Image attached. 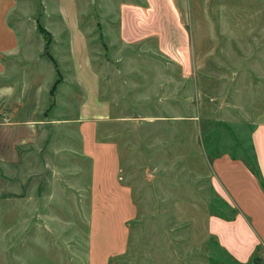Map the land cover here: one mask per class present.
Listing matches in <instances>:
<instances>
[{
  "label": "rangeland",
  "instance_id": "374dc122",
  "mask_svg": "<svg viewBox=\"0 0 264 264\" xmlns=\"http://www.w3.org/2000/svg\"><path fill=\"white\" fill-rule=\"evenodd\" d=\"M120 2L77 1L102 118L81 114L57 1L0 0V264H233L206 227L235 212L211 175L264 159V0H174L186 69L118 39Z\"/></svg>",
  "mask_w": 264,
  "mask_h": 264
},
{
  "label": "crops",
  "instance_id": "0c3cea01",
  "mask_svg": "<svg viewBox=\"0 0 264 264\" xmlns=\"http://www.w3.org/2000/svg\"><path fill=\"white\" fill-rule=\"evenodd\" d=\"M51 1H57V11L67 33L64 63L84 90L81 114L105 118L109 116L110 103L100 98V76L92 66L86 35L79 25L78 0ZM118 1H121L118 39L127 45L156 39L159 48L186 69L189 36L174 0ZM257 130L264 131V124H257L252 134L256 154ZM214 167L212 186L230 208H235V212L229 218L218 212L209 214L206 219L208 233L238 262H248L256 250L264 256V159L257 160L256 175L246 163L229 157L217 159Z\"/></svg>",
  "mask_w": 264,
  "mask_h": 264
},
{
  "label": "trees",
  "instance_id": "16d2710c",
  "mask_svg": "<svg viewBox=\"0 0 264 264\" xmlns=\"http://www.w3.org/2000/svg\"><path fill=\"white\" fill-rule=\"evenodd\" d=\"M41 30L46 34V42L44 45V52L43 54L48 56V58L51 60L52 64L54 65L55 69H56V73H57V79L55 80V82L53 83V86L51 88L50 94L53 95L54 90L57 86V84L60 82L61 80V73L58 69V64L56 59L52 56V54L49 52V47H50V42L52 40L51 34L50 32L46 31V29L41 28ZM255 173L257 174V167H253ZM227 254V253H226ZM229 256V258H231V262L234 264H264V256L259 255V253L254 252V254L252 255V257L250 258V260L246 263H242V262H238L236 260H234L229 254H227Z\"/></svg>",
  "mask_w": 264,
  "mask_h": 264
}]
</instances>
